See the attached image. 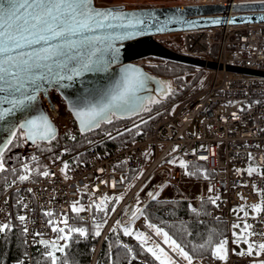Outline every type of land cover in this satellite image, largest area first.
I'll return each mask as SVG.
<instances>
[{
    "label": "built area",
    "instance_id": "1",
    "mask_svg": "<svg viewBox=\"0 0 264 264\" xmlns=\"http://www.w3.org/2000/svg\"><path fill=\"white\" fill-rule=\"evenodd\" d=\"M124 2L134 4V7L123 5L125 8L138 9L204 4L235 5L264 0ZM119 4L121 1L107 2L106 6ZM228 14L238 13L232 9ZM155 38L175 48L180 54L211 61L216 66L211 67L208 63L204 66L193 65V69L184 73L193 82L187 91L176 100L122 128L158 116L152 128L137 141L105 155H92L78 162L74 159L77 154L101 140L71 152L70 143L81 135L77 120L59 90L50 89L48 98L41 93L43 105L57 128L54 157L50 159L42 155L18 164L22 169L20 177L26 176L27 179L21 180L19 177L0 195V225L11 223L14 192L18 195L20 216L25 217L21 221L25 253L16 264H38L37 258L41 251L55 249L53 244L63 246L67 243L59 237L69 235L68 227L92 221L94 205L105 208L113 200L122 197L101 237L103 240L121 208L161 167L166 168V171L159 177L160 186L171 187L182 197L202 187V197L216 201L211 216L227 225L226 233L220 238V241L228 240L226 260L215 258L211 252L202 258V264H259L264 261V254L255 261L253 257L238 255L247 245L241 244L237 248L232 243L233 233H240V229L232 227L233 224L243 227L246 223L252 226L248 231L264 233V75L227 68L233 65L264 71V22L189 29L157 34ZM135 62L155 74L154 67L167 60L147 57ZM39 159L43 161L41 164L37 163ZM147 162L149 165L145 173L127 192L125 177L132 169L141 168ZM182 163L187 167H181ZM65 164L68 165L66 169ZM247 170H253L252 174L249 175ZM45 171L48 172L47 176L43 175ZM105 195L110 198L109 201L103 199ZM148 199L143 197L142 201ZM73 204L85 211L74 213L71 210ZM253 205H259L261 211H255ZM63 220L68 221L67 226L62 223ZM54 228L64 229V232L58 233L53 231ZM141 228L150 232L145 223H141ZM249 241L254 246L264 243V236H250ZM95 261L96 257L93 264Z\"/></svg>",
    "mask_w": 264,
    "mask_h": 264
},
{
    "label": "snow or ice",
    "instance_id": "2",
    "mask_svg": "<svg viewBox=\"0 0 264 264\" xmlns=\"http://www.w3.org/2000/svg\"><path fill=\"white\" fill-rule=\"evenodd\" d=\"M116 19L127 22L112 23ZM141 24H143L142 20L131 22L127 13H116L113 10L94 7L93 0H0V121L32 105L36 101V93L42 90L43 85L73 80L84 72H106L108 66L114 63L119 55V50L108 41L129 39L143 34ZM116 28L136 30L115 37L102 34L109 29L115 30ZM157 31H162V29H157ZM104 48L111 49L112 53L106 63L103 57ZM137 73L136 69L126 68L117 83L99 92V98L95 103L89 101L81 106V102L77 101L74 104V107H77L74 115L80 121L82 131L97 127L102 121L110 122L109 113L114 115L117 112H135L139 107H143V101L138 93L145 85ZM5 104L10 107H3ZM15 127L16 125L13 124L12 129ZM26 128L28 129L26 139L32 140L33 143L37 140L55 138V129L43 114L19 123V129ZM67 167L68 165L65 164L64 169ZM181 167L187 166L182 163ZM0 171H3L2 163H0ZM247 171L251 175L253 170ZM43 175L47 176L48 172L45 171ZM20 179L25 180L27 177L21 176ZM149 195L151 196L152 193ZM103 199L110 200L107 195ZM215 202V200L212 201V203ZM94 207L98 211H108V209H100L99 206ZM252 207L257 212L261 211L259 205ZM71 210L77 214L85 211L76 204L72 205ZM111 211L115 209L112 208ZM240 211L243 212L244 209ZM45 214L52 215L51 213ZM244 215L247 216L248 213L245 212ZM19 220L23 222L25 217L20 216ZM62 223L67 226L68 221L63 220ZM117 223L119 224L120 221ZM148 227L153 229L155 234L162 238L163 243L187 264H193L192 256L167 232L153 225H148ZM232 227L240 229L239 234L233 233L232 243L237 248L241 244L247 245L237 253L238 255L253 257L255 261L261 254H264V243L254 246L249 241L250 236H264V233L248 231L252 226L246 223L243 227L240 224H233ZM5 230L11 231L10 224L0 225V233H4ZM25 231H27L26 228ZM53 231L59 233L64 232V229L54 228ZM67 231L68 233H79L80 236L86 235L83 228L68 227ZM100 234L99 225H97L94 235L99 237ZM124 234L133 235L127 228ZM59 238L67 242L71 236L62 235ZM136 238L141 241L142 246L147 245V237L137 234ZM209 244L211 245L212 242L209 241ZM227 244V239L215 243L212 246V255L221 261L226 260ZM52 247L63 252L68 244L65 243L63 246L53 244ZM146 251L151 253L159 264H175V261L159 246L148 247ZM49 256L52 264H56L57 257L52 252H49ZM259 264H264V261H260Z\"/></svg>",
    "mask_w": 264,
    "mask_h": 264
},
{
    "label": "trees",
    "instance_id": "3",
    "mask_svg": "<svg viewBox=\"0 0 264 264\" xmlns=\"http://www.w3.org/2000/svg\"><path fill=\"white\" fill-rule=\"evenodd\" d=\"M176 50L175 48H172ZM193 65L183 64L176 61H167L154 67V73L163 78L168 84V93L157 98L149 104L141 116L134 119L123 120L115 118L110 123H102L101 127L81 135L70 143V151L76 152L85 148L89 144L101 140L94 146L85 149L75 156V160L80 162L92 155H105L112 150L141 139L144 133L152 128L153 123L158 118L152 117L134 126L122 129L149 112H152L164 104L176 100L187 91L193 82L189 81L184 73L193 69ZM57 142H39L35 147H27L24 133L20 131L9 149L0 158L3 164V171H0V195L16 182L22 169L17 165L32 157L46 156L52 159L57 148ZM43 161L39 159L38 164ZM148 162L138 169H132L125 177L126 191H130L135 183L145 173ZM135 195V194H134ZM132 196V198L134 197ZM132 198L121 208L112 223L110 224L105 237H101L108 227L111 219L115 215L121 199L113 200L107 212L98 211L93 206V217L90 223L79 222L73 229L83 228L86 235L79 233H69L71 239L67 241L68 247L63 252L56 249H46L41 251L37 258L38 264H52L49 252L56 257V264H159L151 253L146 251V245L142 246L141 241L134 233L135 225L142 220L148 225L165 230L172 236L192 257L200 261L212 252V246L220 241L226 233L227 225L224 221L214 219L211 212L215 207L212 199L201 197L197 206H192L187 197H172L167 199L149 198L143 202L139 213L129 218L127 206ZM114 208L115 211H111ZM20 203L16 192L12 195V220L11 231L5 230L0 235V264H16L25 253L24 233L20 217ZM120 221L118 224L117 222ZM99 225L100 236L94 233ZM130 230L133 235H125V229ZM152 230L151 228H149ZM209 241L212 244H209Z\"/></svg>",
    "mask_w": 264,
    "mask_h": 264
},
{
    "label": "water",
    "instance_id": "4",
    "mask_svg": "<svg viewBox=\"0 0 264 264\" xmlns=\"http://www.w3.org/2000/svg\"><path fill=\"white\" fill-rule=\"evenodd\" d=\"M93 6L103 10H113L116 13H127L131 18V22L142 20L143 24L140 27L143 29V34L134 36L129 39L115 40L111 39L108 43L112 44L114 48L119 50L118 59L108 66L106 72H84L82 75L75 77L73 80H64L59 84H47L42 86V90L36 93V101L22 112H16L13 116H8L0 121V158L9 149L17 134L22 131L27 147H35L39 142L49 143L55 141L57 137V128L51 121L41 100V93L48 98V92L52 88H56L65 98L68 108L74 115L77 107L74 104L77 101L84 103H95L99 98V92L117 83L126 68H133L138 70L141 79L144 82V88L138 93V96L143 101V107H139L135 112H117L116 114L109 113V120L112 122L115 118L130 120L136 116H141L149 104L157 98H162L168 93V84L166 81L155 74L150 73L144 66L137 64L135 61L147 58L157 57L167 61H176L188 65L204 66L208 63L209 66L214 67V62H206L204 59L195 58L180 54L179 52L168 47L161 41L155 38L157 34L171 33L189 29H199L215 26H226L228 24H256L264 22V2L243 3L235 5L223 4H204V5H190V6H170V7H149L139 9H126L123 5L118 6H97L93 0ZM234 10L238 14L230 15L228 11ZM224 12L223 15H219ZM135 14V15H133ZM219 21V23H215ZM234 21V22H229ZM127 22L126 20H113L114 24H121ZM162 29V31H157ZM136 29H121L107 30L102 33L106 36H120L125 32L135 31ZM111 49L104 48L103 57L105 63L111 55ZM99 55V53H98ZM229 70H236L247 74H261L264 71L255 70L241 66L228 65ZM3 107H10V105H3ZM43 114L52 124L55 129V138L51 140H37L33 143L32 140L26 139L28 129H19V123H23L26 119L37 118ZM77 120L81 133H88L97 130L102 123H110L102 121L99 126L90 130H83L80 121ZM18 122V123H17ZM16 127L12 129V125ZM12 129V131H9ZM11 141V143H8Z\"/></svg>",
    "mask_w": 264,
    "mask_h": 264
},
{
    "label": "rangeland",
    "instance_id": "5",
    "mask_svg": "<svg viewBox=\"0 0 264 264\" xmlns=\"http://www.w3.org/2000/svg\"><path fill=\"white\" fill-rule=\"evenodd\" d=\"M119 1H121V4H119V5H127L128 7H134L133 3L125 4L124 0H96V4H97V6H106L107 2L113 3V2H119ZM126 9H128V8H126ZM151 58L152 57H149V59H151ZM164 171H166V168H162V167L159 168L155 173H153L145 181V183L136 192V194L134 195V197L132 198V200L129 202V204L127 206V209H128V215L127 216L129 218H133L139 213L141 207L143 206V203H142L143 197H148V198H155L156 197L159 199H167V198L179 196V193L175 192V190L173 188L163 187V186L159 185V177L162 173H164ZM201 188L202 187H197L187 195V198L190 200L192 206H197L200 197H202V195L204 194ZM205 190H206V186H205ZM149 193H152V195L150 196ZM120 199H122V197ZM142 222H144V221L140 220L135 225L136 226L134 228L135 235L142 234L144 237H147V239H148V243L146 245L147 248L148 247L155 248L156 246H159L160 248H163L165 250V248L162 244H160L156 239H154L153 236H151L148 232L144 231L141 228ZM152 231H153V229H152ZM163 231L166 232L165 230H163ZM170 237L173 240H175L172 236H170ZM158 238L162 241L161 237L158 236ZM165 252L168 254L169 257H171L175 261V264H187V262L185 260H183L182 258H180L177 255V253L174 252L179 257L180 260H178L176 257H174L171 253H169L167 251H165ZM192 258H193V264H202L199 259L194 258V257H192Z\"/></svg>",
    "mask_w": 264,
    "mask_h": 264
},
{
    "label": "crops",
    "instance_id": "6",
    "mask_svg": "<svg viewBox=\"0 0 264 264\" xmlns=\"http://www.w3.org/2000/svg\"><path fill=\"white\" fill-rule=\"evenodd\" d=\"M142 223H144V222H142ZM148 233L151 236H153L154 239H156L160 244H162L164 246V248H165L164 251H167V252L171 253L174 257H176L178 260H180L179 257L166 244H164L152 230H150V232H148ZM167 248L170 249V250H168Z\"/></svg>",
    "mask_w": 264,
    "mask_h": 264
},
{
    "label": "flooded vegetation",
    "instance_id": "7",
    "mask_svg": "<svg viewBox=\"0 0 264 264\" xmlns=\"http://www.w3.org/2000/svg\"><path fill=\"white\" fill-rule=\"evenodd\" d=\"M27 144V143H26Z\"/></svg>",
    "mask_w": 264,
    "mask_h": 264
}]
</instances>
